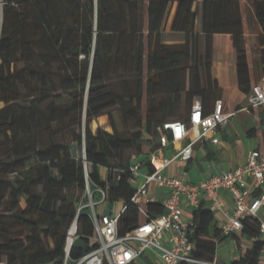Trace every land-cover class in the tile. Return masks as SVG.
I'll use <instances>...</instances> for the list:
<instances>
[{
  "label": "trees",
  "instance_id": "obj_1",
  "mask_svg": "<svg viewBox=\"0 0 264 264\" xmlns=\"http://www.w3.org/2000/svg\"><path fill=\"white\" fill-rule=\"evenodd\" d=\"M248 1L264 73V0ZM174 3L170 29L184 34L179 43L163 38ZM248 25L243 0H0V264H64L67 256L75 264L96 249L90 207L79 210L88 188L94 200L102 187L110 204L126 205L121 235L144 221L132 200V155L150 165L160 146L157 126L188 121L196 99L210 113L223 98L213 73L216 33L232 35L238 89L243 99L250 94L257 78ZM97 117L103 126L93 129ZM63 123L72 131L69 142L58 139ZM144 208L152 217L166 212L161 200ZM241 234L250 245L224 234L206 203L193 210L189 236L197 258L214 260L218 245L233 236L239 256L230 264H264L260 218L246 217Z\"/></svg>",
  "mask_w": 264,
  "mask_h": 264
},
{
  "label": "built area",
  "instance_id": "obj_2",
  "mask_svg": "<svg viewBox=\"0 0 264 264\" xmlns=\"http://www.w3.org/2000/svg\"><path fill=\"white\" fill-rule=\"evenodd\" d=\"M248 96L250 103L245 109L264 106V73L252 85ZM234 113L225 110L222 99L217 100L212 112L206 113L201 101L196 99L188 121H171L157 126L160 146L151 153L150 165L142 163L134 154L130 166L135 185L132 200L147 218L121 235L119 221L127 207L122 203L118 212L106 210L99 214L98 203L106 201V191L99 187L102 193L100 200L93 201L91 198L88 204L79 206V210L84 206L90 207L99 245L75 264H135L149 249L156 252L162 264H222L216 258L201 259L193 254L194 245L189 236L193 215L187 216L185 209H196L203 202L215 213L222 214L220 227L224 234L241 232L244 219L251 216L260 218L264 238V148L250 149L243 165L214 173L196 182L186 178L187 169L182 170V175L167 171L177 161L189 162L194 157L196 143H219L221 127ZM170 144L173 145V154H163L161 150ZM137 179L139 183H136ZM157 188L167 189L168 195L159 199L155 195ZM225 192L230 195L229 207L226 206ZM156 200L163 202L166 212L152 217L144 204ZM73 227L72 224L69 230L67 252L68 244L72 245L76 238L78 226L72 234ZM64 264H69L68 256Z\"/></svg>",
  "mask_w": 264,
  "mask_h": 264
},
{
  "label": "rangeland",
  "instance_id": "obj_3",
  "mask_svg": "<svg viewBox=\"0 0 264 264\" xmlns=\"http://www.w3.org/2000/svg\"><path fill=\"white\" fill-rule=\"evenodd\" d=\"M243 1H244L245 15H246L247 19H249V23H250V25H248L247 33H246V39H247V44H248V53H249V56H250L251 61H252L253 70L255 72L256 78H257V80H259L263 75V70H262V65L260 64L259 50H258V33L260 32V27L258 26V24L255 21L254 12H253V9L250 5V1H248V0H243ZM169 16H170V13H169L168 18L165 21L164 26H163V28H164L163 29L164 30L163 31V38H164L165 42H167V38H171V35H169V34H171V32L165 31V29L167 28V21L169 20ZM197 29L199 31L202 30L201 13H200L198 20H197ZM226 37L227 36L217 37L215 35L213 37V65L215 62L214 61L215 52H216V55L219 58L220 62L225 61L226 63L228 62V64H233V59L236 58L233 54L234 52L232 53L228 49ZM216 40H217V44H219V47H215ZM21 64L22 63H20V65ZM214 75L216 76V74H214ZM224 94H225V92L223 91L222 100L224 101V104H225V110L226 111H235V113L228 119L227 123L223 124L224 125L223 129L221 127L222 130L219 132V135H220V137H223L222 145L228 146L229 144H231V140L235 139L241 145H244L247 148H250L251 146H257L259 148H264V118H263L264 117V106L250 108L249 110L245 109L244 107L248 106L250 103L249 96H245V98L243 100H241V101L239 100V102L242 104V106H244L243 108L237 110V105H235L232 107V109H228L226 107L227 100L224 99ZM0 105H3V102H0ZM112 111H113L115 120L119 124L120 128H122V124L120 121V113H119L118 109L114 108ZM107 117H108V115H107ZM108 121H109V117H108ZM109 124H110V122H109ZM84 125H85V123L83 121V124L81 126L76 127V130L80 131L82 127L84 128ZM91 125H92L93 129H96L99 125L103 126L99 122V117L95 118L92 121ZM60 127L62 128V132H61L58 139L62 140V141L69 142L71 140V137H72V131L69 128H66L65 123H63ZM253 128H257V131L259 134L254 135V136H248L247 131L250 129H253ZM261 132H262V134H261ZM45 141H48V135L47 134H45ZM74 147H75V153L77 155L84 156L83 148L81 149L76 144H74ZM131 153L132 152L129 150L125 152V154L129 155V156L131 155ZM136 183H139V179L136 180ZM98 191H99V189H98ZM87 193H88L89 201L85 204H88L90 202L91 198H93V201H98V200H94L93 193L91 190H90V192L87 191ZM23 203H25V202L23 201ZM123 205H125V204L123 203ZM121 206H122V202H116V203L110 204V202L106 200V201H103L101 203H98L97 210H98L99 214L105 212L106 210H113L114 212H118L119 208ZM262 218L264 219V214H262ZM218 219L220 220V216H218ZM238 234L242 235L241 232L237 233V235ZM234 243H235V237L230 236L229 238L222 241L218 245L216 256L219 258V262L222 261V262H225L228 264L231 262V260L234 258V254H235L234 253V250H235ZM155 255H156V252L149 249L144 254V256H141L136 260L135 264H158L159 261H158V259L157 260L155 259V257H154ZM4 263L5 262H3L2 264H4ZM70 264H72V263H70Z\"/></svg>",
  "mask_w": 264,
  "mask_h": 264
},
{
  "label": "crops",
  "instance_id": "obj_4",
  "mask_svg": "<svg viewBox=\"0 0 264 264\" xmlns=\"http://www.w3.org/2000/svg\"><path fill=\"white\" fill-rule=\"evenodd\" d=\"M175 7H176V3H174L171 7L169 20L167 21V28L165 29L166 32L168 31L171 32V34H169L171 35V38H167V42L170 43L184 42V35L182 32L173 31L170 29V24L175 11ZM215 36L217 37L227 36L226 39H227L228 49L232 53L234 52L233 54L236 57L237 54L233 45L232 35L229 33H225V34L216 33ZM215 47H219V44H217V40L215 43ZM214 61L215 62L213 65V73L216 74L220 84L224 88V92H225L224 99H226L228 102V103L226 102V107L228 109H232L233 106L238 105L240 103L239 100L240 101L243 100V95L240 94V91L238 89L236 58L233 59V64H228V62L226 63L225 61L220 62L215 52ZM223 126L224 125H222V129ZM248 131H247L248 136H254L259 134L257 130L255 133H249ZM220 138L221 139L219 143H212L210 141L196 143L194 157L189 162L177 161L171 167H169L167 171L171 174L182 175V170L187 169L188 174L186 178L190 181L196 182L214 173H220L223 170L233 169L240 165H243L247 160V155L249 150L257 147V146H251L250 148H247L246 146L241 145L235 139H232L231 144H229L228 146H223L222 145L223 137ZM161 152L165 155H169V156L172 155L173 145L170 144L169 147H164L161 150ZM155 195L156 197L162 200L165 196L168 195V190L165 188H157L155 191ZM225 201H226V206L229 207L231 205V199L229 193L227 192H225ZM193 210L194 209L186 208L185 214L187 216H190L191 214L193 215ZM215 215L218 220V225L220 226L222 214L219 212V213H215ZM218 216H220V220L218 219ZM238 239L244 245L251 244V240H249L248 238L242 235L238 234ZM234 246H235L234 258H236L239 256V246H238L237 238H235ZM144 254L142 256H144ZM154 257L156 260L158 259L156 255ZM216 259L219 261V258L217 256ZM262 260L264 261V258ZM158 261H159L158 264H162V262L159 259ZM220 263L228 264L222 261H220Z\"/></svg>",
  "mask_w": 264,
  "mask_h": 264
},
{
  "label": "water",
  "instance_id": "obj_5",
  "mask_svg": "<svg viewBox=\"0 0 264 264\" xmlns=\"http://www.w3.org/2000/svg\"><path fill=\"white\" fill-rule=\"evenodd\" d=\"M85 151H86V150H85ZM77 223H78V216H77V218L74 220V222H73V226H74V227H77ZM70 247H71V244L69 243V244H68V252H69Z\"/></svg>",
  "mask_w": 264,
  "mask_h": 264
},
{
  "label": "bare ground",
  "instance_id": "obj_6",
  "mask_svg": "<svg viewBox=\"0 0 264 264\" xmlns=\"http://www.w3.org/2000/svg\"><path fill=\"white\" fill-rule=\"evenodd\" d=\"M75 232V227H73V229H72V234ZM73 237V235L71 236V238ZM70 238V239H71Z\"/></svg>",
  "mask_w": 264,
  "mask_h": 264
}]
</instances>
